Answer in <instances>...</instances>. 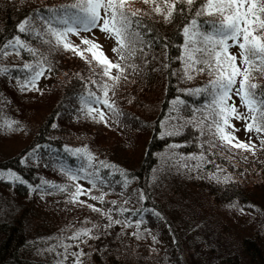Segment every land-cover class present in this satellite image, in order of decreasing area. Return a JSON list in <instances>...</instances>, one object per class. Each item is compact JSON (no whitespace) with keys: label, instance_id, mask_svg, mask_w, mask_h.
<instances>
[{"label":"trees","instance_id":"16d2710c","mask_svg":"<svg viewBox=\"0 0 264 264\" xmlns=\"http://www.w3.org/2000/svg\"><path fill=\"white\" fill-rule=\"evenodd\" d=\"M71 2L73 0H0V53H8L7 56L0 54V68L9 70L0 74V149L10 142L21 144L20 150L0 159V170L11 169L25 180L23 185L7 179L0 181V196L4 197L8 208H13L8 219L0 220V264H39L50 254H44L43 247L51 242L48 239L57 237L59 229L55 225L40 226L38 220L45 219L40 210H48L55 221L61 219L69 228L83 221L98 226V219L105 217L86 207L67 203L66 193L43 186L36 189L42 181L69 184L59 168H77L86 163V160L70 155L66 148H87L95 158V166L98 167L101 161L115 166L100 169L105 183L92 189L91 194L100 195L102 189L104 202L96 201V207L107 212L113 208L110 202L115 200L119 208L131 210L123 214L111 213L114 219L123 221L127 217L132 222L131 227L116 224L106 227L108 220L105 217L102 224L109 245L105 247L104 258H107L98 259L95 264H139L140 258H144L142 248L145 247L141 239L148 241L150 236L159 234L162 222L171 226L174 235V242L165 248L166 253L171 251L169 246L174 248L186 236L187 240L192 238L197 242L195 230L199 225L207 230L208 240L203 239V244L196 245L200 249L194 254V264H264V229H240L238 225V228L227 229L219 222L211 231L208 226L213 212L220 207L219 212L226 213L229 208L250 206L258 209L264 218V150H258L255 156L237 151L232 159H228L227 152L209 155L208 159L214 160L219 169L207 164L200 171H177L166 163V157L172 152L198 153V146L205 139L200 137L199 129L194 125L182 128L179 136H163L162 133L178 122L176 117H180L181 122L190 119L189 111L203 110L210 100L207 93L188 94L206 86L210 77L206 73H193L192 80L184 78L181 57L186 37L181 24L197 19L200 30L211 31V18H197L185 5L179 19L168 24L152 13L151 5L141 0L132 3L140 4L136 9L150 13L144 17L145 24L140 29L148 42L146 56H138L137 69H128V79L119 82L112 98L122 115L119 118L110 116V126H105L91 117L86 118L79 110L78 98L85 91V82L89 77L99 79L98 75H92L93 69L85 60L72 52L50 51L35 32L22 34L18 31V23L24 19L46 16V9ZM33 26L40 31L38 22ZM16 36L48 58L52 71L45 73L44 80L47 78L48 81L43 87L36 84V90L21 89V83L28 76L23 65L34 64L38 57L34 58L26 49L16 55L12 48L3 47ZM112 59L115 60V55ZM95 71L99 73L100 70L96 68ZM255 82L264 85V77ZM88 86L96 90V86ZM177 98L186 104V107L181 106V112L173 111V101ZM135 105L142 111L136 113ZM10 123L9 128L6 125ZM54 124L55 128L52 127ZM138 128L146 132L142 140V133H133V129ZM249 135H253L259 148L255 134H247L242 140L247 141ZM173 144L183 147L172 149L169 146ZM245 156L247 160L243 159ZM236 162L253 164L259 169L256 177L247 179L241 165L234 166ZM250 169L253 171L252 167ZM232 172L237 179L233 178ZM141 192L147 197L143 201L139 200ZM215 201L217 203L213 205ZM139 209L151 211L137 212ZM154 212H159L160 217ZM141 218L144 223L137 228L135 221ZM133 232L141 238L137 239ZM222 242H225L224 247ZM154 252H149L150 256L155 255Z\"/></svg>","mask_w":264,"mask_h":264},{"label":"snow or ice","instance_id":"6c2138e0","mask_svg":"<svg viewBox=\"0 0 264 264\" xmlns=\"http://www.w3.org/2000/svg\"><path fill=\"white\" fill-rule=\"evenodd\" d=\"M134 2L135 0H73L59 8L46 9L48 13L46 16L29 17L18 23L20 33L35 32L50 51L72 52L93 69L92 75L99 76L96 80L88 78L84 84L85 91L80 94L78 103L79 110L86 118L91 117L94 122L104 123L105 126H110V116L119 118L122 115L112 98L116 95L119 82L128 79V69L133 71L137 69L135 61L138 56H146L145 48L148 42L140 29L145 24L144 17L150 13L142 9L130 10ZM141 2L151 5L152 13L161 16L163 23L170 24L179 19L185 11V5L195 17H209L212 23L211 31L200 30L197 19H191L190 23L185 20L181 24L183 35L186 37L181 57L184 63V78L192 80L193 73H206L210 77L206 86L191 90L188 94L207 93L210 100L203 110L189 111L188 115L192 118L181 122L180 117H176L178 122L172 125L170 130L166 129L162 133L163 136H179L182 128L194 125L199 129L200 137H205L198 146V153L172 152L168 155L166 163L169 168L193 172L202 170L207 164H213L219 169L220 166L216 165L214 160L208 159L209 155L227 152L228 159H232L237 151L255 156L258 150H264V85L255 82L259 77H264V0H141ZM34 22L41 25L40 31L34 28ZM93 30L105 33L114 41L112 52L115 54V60L109 58L98 43L81 35ZM44 36L48 39L44 40ZM70 36H78L80 44L73 43L69 39ZM3 47L12 48L16 55H20V50L26 49L34 58L38 57L34 64L23 65V69L28 71V76L21 83L22 90L28 88L36 90V82L45 72L52 71L48 58L26 44L20 36L9 40ZM233 47L239 49L238 54L231 51ZM0 54L8 55L7 51ZM96 68H99V73L95 71ZM8 71L6 67L0 68V74ZM89 84L96 86V90L89 88ZM234 97L240 101L239 106ZM181 106L186 107L185 101L179 98L173 101V111H183ZM240 107L244 109L243 112L239 110ZM234 121H243V131L255 134L259 148L254 142L253 135H249L247 141L236 135L240 129L236 128ZM6 126L10 128L12 124ZM52 127L55 128L56 125ZM169 147L176 149L183 146L173 144ZM65 151L86 160V163L77 168L64 166L59 168L69 184L42 181L36 189L43 186L66 193L69 197L67 203L86 207L105 216L108 220L106 227L113 224L131 227L132 222L127 217L122 221L114 219L111 215L113 211L119 214L131 211L119 208L115 200L110 202L113 208L103 212L101 208L81 199L82 196H88L93 201L103 203L102 189L100 195H92V189L100 188L105 183L100 175V169L115 166L103 161L98 167L95 166L93 164L95 158L87 148H66ZM243 159L247 160V156ZM5 179L25 184V180L11 170L6 173L0 172V181ZM80 180L87 181L91 187L86 188L77 183ZM146 198L145 193H139L140 201ZM125 203L128 201L125 200ZM154 215L160 217L159 212H154ZM143 223L141 218L135 221V226L140 228ZM91 233L92 230L89 228H80L66 237L58 236L46 252L55 254L56 264H65L70 258L71 264H82L81 257L86 253L83 250L72 249L74 247L79 249V243L84 242V237L96 238ZM132 235L137 239L141 238L136 232ZM152 239L155 241L156 238L153 236Z\"/></svg>","mask_w":264,"mask_h":264},{"label":"rangeland","instance_id":"374dc122","mask_svg":"<svg viewBox=\"0 0 264 264\" xmlns=\"http://www.w3.org/2000/svg\"><path fill=\"white\" fill-rule=\"evenodd\" d=\"M140 6V4H131V8L130 9H136ZM82 36H85L89 39H92L94 42L98 43L101 47L102 50L104 51V53L112 59L113 55H115L112 52V47L114 46V41L110 38L107 37V35L105 33L100 32L99 30H93L92 32H86V33H81ZM69 39L75 43V44H80V38L78 36H70ZM231 51L234 54H238L239 49L236 47H233L231 49ZM46 73V72H45ZM44 73V75H45ZM44 75L36 82V84H40L42 87L47 83V78L44 80ZM38 85V87L40 86ZM237 104V106L240 105V101L238 99H236L235 97L233 98ZM153 101V98H152ZM151 103V99L150 102ZM148 103V104H149ZM153 105L155 106V104L153 103ZM133 108L137 111H142V108H140L138 105H135V107L133 106ZM147 107L144 109V111L146 112ZM240 111H244V109L242 107H240L239 109ZM44 116V115H43ZM236 128L240 129V131H238L236 133V135L242 140L248 133H246L245 131H243V121H234ZM138 130V131H137ZM144 130L142 129H133V133H137V134H141L140 136V140L143 139V135L146 133H143ZM25 139V137H24ZM21 149V144H14L13 142H10L9 144H6V147H2L0 149V159L4 158L8 155H11L15 152H17L18 150ZM12 150L14 152H12ZM242 167V169H244V171H246V174L244 173V176H247L246 178L248 179H253L256 177L257 171L259 169L254 168L253 164H249V165H245V164H239V162H236L234 166L238 167L240 166ZM252 167L253 171L250 169ZM11 169L8 170H0V172H7ZM13 171V170H11ZM14 172V171H13ZM259 174H261L259 172ZM232 176L234 179H237L235 176V173L232 172ZM63 183H60L61 185H65ZM77 183H80L82 185H84V187L89 188L90 185L88 184V182L86 181H77ZM1 194H4V191H1ZM6 197V196H5ZM82 200H87L88 203L91 204H98L96 201H93L90 199V197L88 196H82L81 197ZM220 199H224L221 198ZM247 202V201H246ZM217 202L215 201L213 203V205H215ZM221 203V202H220ZM8 203L6 202V200L4 199V197L0 196V220L2 219H8L12 212H13V208L9 207L8 208ZM224 206V204L222 205ZM36 212L38 213V208H36ZM221 207L217 209V211L213 212V216L212 219L210 220V223H208V226L210 228L211 231H213V226L216 223H222L224 225H226L227 229H230V227H232V229L234 228H238L237 225L239 226L240 229H243L242 227H248L251 230H254L256 228L259 229H264V218L261 214H259V210L254 208V207H250V206H243L242 209H236V208H229V210L225 213L222 212L220 213ZM48 210H40V212L43 216V218L45 219H39L38 221L40 222V226L42 227H48L51 225H55L54 227L56 229H59V233L55 236H59L61 238L66 237L68 235H71V233L76 230V229H80V228H92V233H94V237L93 239H89L88 237H84L83 240L84 242L79 243V249L77 248H73L72 251H77V250H83L84 253H86V255L81 257L82 260V264H95L97 262L98 259L104 260L107 258L105 257V247L109 246L108 243L106 242V234H105V228L103 226L102 223H105V217H103L102 219H98V226L97 228H94L92 223L88 222V221H83L81 222V224H73L70 228L65 226V222H63L61 219H57V221H55V218L50 215L48 212ZM170 215V214H169ZM261 215V217L259 216ZM244 216V217H242ZM57 217V216H56ZM229 220V221H227ZM206 224V223H205ZM204 224V225H205ZM234 227V228H233ZM51 228V227H50ZM97 231H96V230ZM159 231L160 233L157 234L155 233V241H153L152 236L149 237L148 241L141 239V241L145 242V247H143L142 250L143 254H144V258H140L139 260V264H194L193 263V258H194V254L197 252H199L200 247H196V245H200L203 244V239L205 242H207L208 237H207V230L206 229H201L199 227V225H197L196 230H195V235L197 236V242L195 239H186V237H184L182 240H180V242L174 247H170L171 251L169 253H166L165 248L167 247V245H170V243L174 242V235L173 232L171 231V226L166 224L165 222H162L159 225ZM157 232V231H156ZM91 233V234H92ZM182 235V234H179ZM189 235V234H187ZM211 234H209L208 236H210ZM263 237V241H264V235ZM202 238V239H200ZM47 241H51L46 247H43L44 250H46L48 247H50L55 239L51 240L48 239ZM74 243V242H73ZM221 245L224 247L225 246V242H222ZM159 250L161 252H159ZM151 251H155L153 256H150L151 254H149V252L151 253ZM240 252V251H239ZM47 252L44 251V254H46ZM94 253V254H93ZM30 257V255H28ZM242 256V255H241ZM47 258H43L41 261V263L39 264H56V258H55V254L54 253H50L48 256H46ZM32 258V257H30ZM34 259V258H33ZM49 260V261H47ZM246 259H244L245 261ZM46 261V262H44ZM65 264H71V258L69 261H66ZM245 264V263H244ZM246 264H249V262H247Z\"/></svg>","mask_w":264,"mask_h":264}]
</instances>
